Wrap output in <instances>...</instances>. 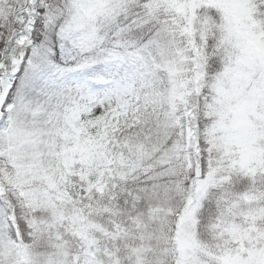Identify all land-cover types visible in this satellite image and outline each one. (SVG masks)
<instances>
[{
    "label": "snow or ice",
    "instance_id": "1",
    "mask_svg": "<svg viewBox=\"0 0 264 264\" xmlns=\"http://www.w3.org/2000/svg\"><path fill=\"white\" fill-rule=\"evenodd\" d=\"M0 264H264V0H0Z\"/></svg>",
    "mask_w": 264,
    "mask_h": 264
}]
</instances>
